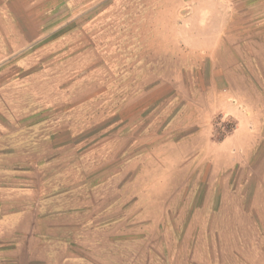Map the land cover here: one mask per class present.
Instances as JSON below:
<instances>
[{
    "label": "rangeland",
    "instance_id": "obj_1",
    "mask_svg": "<svg viewBox=\"0 0 264 264\" xmlns=\"http://www.w3.org/2000/svg\"><path fill=\"white\" fill-rule=\"evenodd\" d=\"M18 3L37 36L0 77L4 151L37 139L41 234L74 248L41 254L264 264V0ZM243 120L250 153L222 146Z\"/></svg>",
    "mask_w": 264,
    "mask_h": 264
},
{
    "label": "crops",
    "instance_id": "obj_2",
    "mask_svg": "<svg viewBox=\"0 0 264 264\" xmlns=\"http://www.w3.org/2000/svg\"><path fill=\"white\" fill-rule=\"evenodd\" d=\"M30 17L29 10L22 9L18 0H0V77L6 73V65L15 61L23 50L35 43L36 26L34 27V22ZM226 98L230 99V95ZM227 104L230 105L232 102H227ZM231 106L227 109H233ZM245 120L239 127L248 130L250 123ZM24 134L23 129L16 133L15 151L9 153L4 149L8 147L9 141L13 138L9 133L0 132V264L3 262L1 259L5 257H13L15 264H40L38 260L40 256L50 258L47 264H57L56 256L61 250L57 252L56 248H51V251L41 254L43 239L49 240L53 237L50 233L41 234L40 227L39 155L41 149L36 138L29 135L24 136ZM257 135V132L242 131L239 135L236 134L235 139H232V136L229 140H223L222 146L236 145L250 153ZM10 159L14 160L15 165L21 167L10 169L4 166L9 164ZM55 217L53 215V223H56L59 218ZM95 241L97 250L100 244L96 236ZM62 242H65L66 249L70 251L74 249L73 241L65 237L58 241L53 237V242L50 244L54 247L55 245L61 247ZM70 255L71 253L69 255L61 253L58 258H61L62 263L64 258L72 257ZM58 261V264H61L60 260Z\"/></svg>",
    "mask_w": 264,
    "mask_h": 264
}]
</instances>
